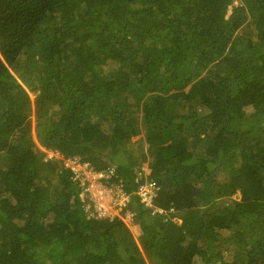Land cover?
Instances as JSON below:
<instances>
[{
	"label": "trees",
	"instance_id": "1",
	"mask_svg": "<svg viewBox=\"0 0 264 264\" xmlns=\"http://www.w3.org/2000/svg\"><path fill=\"white\" fill-rule=\"evenodd\" d=\"M0 264H264V0H0Z\"/></svg>",
	"mask_w": 264,
	"mask_h": 264
},
{
	"label": "built area",
	"instance_id": "2",
	"mask_svg": "<svg viewBox=\"0 0 264 264\" xmlns=\"http://www.w3.org/2000/svg\"><path fill=\"white\" fill-rule=\"evenodd\" d=\"M48 159H62L58 151L44 150ZM65 164L75 173L81 185V201L90 216L96 218H120L129 225H134V214L129 210L130 196L124 190V184L110 183L109 179L116 177V168L110 167L108 171L97 172L89 163H80L77 159H66ZM147 165L142 166L136 173L135 182L138 185L136 193L142 201L156 212L162 210L154 209L153 198L156 195V184L151 181L141 183L142 179L149 174Z\"/></svg>",
	"mask_w": 264,
	"mask_h": 264
},
{
	"label": "rangeland",
	"instance_id": "3",
	"mask_svg": "<svg viewBox=\"0 0 264 264\" xmlns=\"http://www.w3.org/2000/svg\"><path fill=\"white\" fill-rule=\"evenodd\" d=\"M31 98L32 100L34 99V96L31 95ZM32 119V123L34 124V117L31 118ZM33 128H34V125H33ZM143 137L142 134H140L139 136L135 137L132 139V143H137L141 138ZM44 150H46L45 148H42V151L45 152ZM144 165H147V163L143 164ZM234 199H237L239 200L240 199V195H236L234 196ZM127 223H129V221L127 220ZM130 228H131V231L133 233V235L135 236L136 239H138L141 235V231L140 229L134 224V225H130Z\"/></svg>",
	"mask_w": 264,
	"mask_h": 264
}]
</instances>
